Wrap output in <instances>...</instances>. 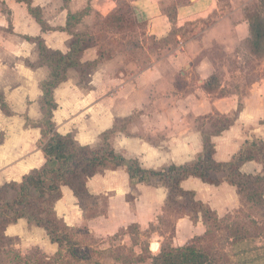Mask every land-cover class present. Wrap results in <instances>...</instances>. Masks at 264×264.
I'll return each mask as SVG.
<instances>
[{
    "label": "crops",
    "instance_id": "0c3cea01",
    "mask_svg": "<svg viewBox=\"0 0 264 264\" xmlns=\"http://www.w3.org/2000/svg\"><path fill=\"white\" fill-rule=\"evenodd\" d=\"M2 1H6L10 17L7 23L12 26L13 32L9 33L10 27H4V23L1 25L8 36L2 37L0 34V113H3V107H7L18 115V122L11 120L4 125L13 132H9L5 142L0 144V188L9 183H22L32 171L46 164L43 148L49 139L44 136L48 107L43 85L50 81L51 69L42 63L39 41L49 52L65 56L70 52L77 34L87 40L95 39V45L87 46L79 58L81 68L88 66L94 68L95 72L88 75L87 88H81L78 81L71 80L70 76L72 70L81 68H71L64 82L53 90L56 108L48 119L54 125V132L71 136L81 146L92 147L91 142L101 140L105 132L114 128L117 119L141 112L139 107L142 105L136 106L138 102L135 97L141 95L140 90L144 89L149 91L151 98L163 99L166 96L167 103L156 114L144 109L137 121L129 125L127 134L117 132L110 142L119 154L138 161L144 169L162 171L173 165L197 161L204 151V129L213 127L208 123L201 128V118L208 122L215 116L232 119L231 123L226 121V129L211 137L215 148L214 159L218 163L231 162L247 141H264V82L254 86L246 96L239 92L221 94L224 86L212 93L204 89L207 80L217 74L213 61L202 56L204 50L212 44H218L227 54H232L242 45L239 34L242 33L245 40L250 36L247 20L236 22L234 13L227 14V11L218 8L219 0H126L127 11L121 8V0H83V18L79 17L83 20V32L78 29L81 22L67 29L69 15H82V11L74 10L72 4L63 11L59 7L61 16L65 12V23L56 26L49 20L46 4H42L47 0H32V7L39 11L47 26L44 29L25 3ZM171 6L174 10H171ZM130 9L131 13H128ZM123 12L127 13V18H134L135 23L144 25L143 37L159 42L167 41L174 32L180 33L183 39L185 28L198 22L199 28L194 30L193 36L205 34V40L202 41L204 47L196 38H192L188 42H177L174 48L168 44L167 47L173 49L165 55L153 57L149 54L135 60L129 49L136 48L126 41L124 43L122 36L130 33L123 32L129 30L128 21L121 22L125 26L123 28L117 24V27L115 24L104 25L111 16H123ZM217 14L220 19L211 28L202 31V24L209 19L215 21ZM4 18L7 16L4 15ZM110 29L111 36L115 37L107 41L105 34L110 35L107 32ZM141 46L146 50L145 44L140 43L138 51ZM110 49L116 52L108 54ZM177 77L190 82L193 78L200 79L202 81L197 84H202L197 85L199 89L188 87L178 90L175 85ZM4 127L0 124L1 129ZM43 140L46 141L43 143ZM240 170L245 175L258 176L263 175L264 166L251 161ZM104 171L123 175L126 186L122 193L117 189L114 197L120 199V212L124 210L127 217H132L133 224L146 229L158 220V216L163 215L169 196L165 187L145 184L132 186L125 168ZM98 175L87 182V187ZM181 187L194 193L195 200L209 207L219 219L252 207L241 199L237 188L227 182L215 186L190 177ZM133 190L137 192V197L132 200L129 196ZM89 192L91 196H104ZM77 204L79 200L73 191L63 187L62 198L54 205V211L69 228L73 226L71 221ZM112 208L117 209L114 205ZM108 216L110 219L102 216L91 221L92 224L95 222L97 232L109 234L128 226L124 225L125 222L112 221L117 214L111 216L109 213ZM82 218L85 223L84 216ZM175 230L177 238L173 236L171 247L178 248L205 236L207 225L201 214L198 218L185 215L177 220ZM41 234L45 237L44 244L38 240ZM46 234L45 230L30 224L26 219H20L7 228L5 236L7 239L18 238L21 247L28 248L21 252L23 262L19 264H36L37 260L27 258L30 247L47 248L46 252L51 249L53 255L60 248L51 239L49 241ZM179 237H182V243ZM150 247L151 250L159 251L162 243H150ZM4 256H0V264H15V261Z\"/></svg>",
    "mask_w": 264,
    "mask_h": 264
},
{
    "label": "rangeland",
    "instance_id": "374dc122",
    "mask_svg": "<svg viewBox=\"0 0 264 264\" xmlns=\"http://www.w3.org/2000/svg\"><path fill=\"white\" fill-rule=\"evenodd\" d=\"M179 2L181 1L179 0ZM257 2L258 0H219L218 8L222 11H227V14L234 13L233 17L235 18V21L240 22L242 20H246V8L251 7ZM126 3V0H121V8L125 9V11L128 9V5ZM42 4H46L47 9L49 10V20L53 21L56 26L64 25L65 23V12L64 15L61 16V12L58 11L59 7L63 11L65 8L71 7L72 4L74 10L82 11L81 18H83V0H73V3L72 0H65V2H63V0H47L46 3ZM50 7L52 8L51 10ZM172 9L173 8L171 6V10ZM128 12L131 13V9ZM4 15L7 16L6 19L4 18ZM8 15L6 1L3 2L0 0V34L2 37L8 36V33L4 31L6 29L1 28L3 27L1 26L3 23L4 27H10L8 31L9 33L13 32L12 26H9V23H7V21H10V17ZM214 19L215 21L209 19L202 24L204 25L202 26V31L211 28L210 26H213L217 20L220 19L218 14ZM78 23H80L78 29L83 32V20L72 21V25L74 26ZM106 23H108V21H106L104 25ZM126 24L129 30H125L123 32L127 33L130 31V33H127V36L122 35L123 41L124 43L126 41L131 46L136 48L134 49L132 47L129 49L130 54L135 60L143 59L149 54L153 57L165 55L166 53H169L171 49L176 47L177 42H188L192 38H196L197 41L201 42V45L204 47L202 41L205 40L203 39L205 38V34L199 35L198 37L193 36L194 30L199 28L198 22H194L185 28L186 31L183 33V39L180 33L174 32L167 41L161 42L155 41L149 37H143L141 34H144V25L135 23L134 21H128ZM115 26L117 27V25ZM107 32H109L110 35L105 34V37L107 38L106 40L108 41L109 39L112 41L115 36H111V29ZM240 36L241 39H243H240L242 45L241 47H238L234 53L227 54L221 46L218 44H212L209 48L204 50L205 52L202 55L204 58L213 61V67L217 73L216 75L219 76L220 84L225 87L221 90V94H225L227 92H239L240 94L246 96L249 90H251L254 86L264 82V54L262 56H257L254 50L247 48L246 38H243L242 33L239 34V37ZM88 41V46L95 45L94 38ZM138 43L139 45L140 43H144L146 50L141 46V49L138 51ZM168 44H172L173 48H168ZM207 45L208 44H206V46ZM121 51H124V49H121ZM113 52L116 51L114 49H110L108 54H112ZM94 72L95 69L88 66H85L80 70H72L70 72L71 80L76 79L81 88H87L89 80L88 75L94 74ZM198 81L202 80L193 78L190 82L183 80L181 77H177L175 85L178 90H186L188 87L191 89H197V85L202 84H197ZM140 91L141 95L135 97V100L138 102L136 103L137 107L142 105L139 107L141 112H144V109H146V111H152L153 114H156L159 108H162L167 103L166 96H164L163 99L151 98L150 93H148L149 91L144 89ZM2 111L3 113H0L1 126L4 127L5 123H9L11 120H16V122H18V118L16 117L18 115L10 112L7 107H3ZM141 112L134 115L131 114L130 117L124 119H117L114 128L105 132L101 140L97 141V139H95V141L91 142L92 147L96 148L102 145L105 135H108L109 142H111L115 138L117 132L127 134L129 125L134 123V121H137V118L141 116ZM10 117L12 119H10ZM48 118L49 116L47 115L46 119ZM231 120L215 116L208 122L207 120L201 118L199 119V126L203 128L208 123L212 124L213 127L211 129H204V133L209 135L222 129L226 121L227 123H231ZM4 128H0V144L5 142L9 132H13V130L9 131L7 128ZM153 132L158 133L156 131H152V133ZM45 139H47V137H45ZM44 141L46 140H43V143ZM125 186L126 182L122 174L109 173L104 170L101 171L96 179L89 182L88 187L91 192H98L104 196H93L92 198L86 199L84 202H79V204L76 205V209L73 214L74 219L71 221L73 226L70 227L69 230L63 228L64 231L62 233L68 234L74 243V252L68 250L67 243L64 244L62 249L57 248L54 255L51 249L46 252L45 250H47V248L42 249V247H40V249H32V247H30L27 251V255L29 254L27 258L30 260L35 259L37 262L46 258L51 264H154L153 258L158 256L163 248L171 247L173 236L174 239L177 238V235L175 234V225L177 220L185 215L193 217L191 214L192 211L184 208L186 205L184 201H179L178 204L170 203L169 205H166L163 215L158 216L157 221L152 222L148 228L143 229L139 225L133 224L131 222L133 218L130 216L127 217L124 210L120 212V199H117L114 196L117 189L120 193H122ZM113 197L114 199L112 200ZM136 197L137 192L133 190L129 198L133 200ZM114 201L116 202L115 204ZM112 205H114L118 210L112 208ZM81 213L84 216L85 223L82 221L83 216ZM109 213L111 216L113 213L118 216V218L117 216H114L112 221H115L116 223L118 221L125 222L124 225L128 226L109 234H103L101 231L97 232L95 222L92 224L91 221H94L96 218L102 216L110 219L108 216ZM250 220L258 222L260 231L257 237L235 243L232 240L228 241L226 239L228 233V230L226 229L227 225L232 226L236 222H245ZM91 225H93L94 228ZM211 228L210 233L212 235L209 238L200 241L198 245L199 247H209L211 251L219 257L225 255L224 260L218 259L219 264H264L263 211L255 210L253 207H246L239 212L237 211L234 214L227 215L223 219H219V222L216 224L211 223ZM181 239L182 237H179L180 243H182ZM38 240L42 244L43 241H45L44 234H41ZM154 242L162 243V247L159 251L156 249L151 250L150 243ZM1 246L5 247L2 248L0 256L5 255L7 259L15 261V264L23 262V258H21L20 254L23 250H27L28 248L21 247V242L18 238L7 239L6 242H2Z\"/></svg>",
    "mask_w": 264,
    "mask_h": 264
},
{
    "label": "trees",
    "instance_id": "16d2710c",
    "mask_svg": "<svg viewBox=\"0 0 264 264\" xmlns=\"http://www.w3.org/2000/svg\"><path fill=\"white\" fill-rule=\"evenodd\" d=\"M25 3L31 14L38 20L44 29L46 24L42 21L39 11L32 7V0H17ZM124 11V9H123ZM124 13V12H123ZM129 13V12H128ZM113 15L107 19L108 23L117 24L123 28L122 21L132 22V17ZM81 15H69L70 29L72 21H79ZM246 20L250 27V36L246 40L247 48L256 51L257 56L264 54V0L246 8ZM88 40L83 35H75L68 55L51 53L39 41L42 63L51 69V79L43 85L45 103L48 107V116L56 108L52 92L64 82L66 73L71 68H81L80 55L88 46ZM218 75L210 77L204 85L207 92H216L220 89ZM47 130L44 136L49 137L43 148L46 164L32 171L23 182L9 183L0 188V253L2 242H6L7 228L26 219L47 233L52 243L58 244L62 249L67 243L68 250L74 252V243L68 234H63V228L69 227L60 220L54 205L62 198V188L69 187L79 202L92 198L87 182L103 170H117L125 168L132 186L138 184L163 186L168 190L167 205L185 202V209L191 210L193 217L201 214L207 225V233L203 237L195 238L183 247L163 248L161 253L153 258L154 264H219L218 259H225V255L217 256L209 247H199L198 243L209 238L212 234L211 223L219 222L217 215L205 204L195 200L192 192L185 191L181 184L190 177H196L204 183L218 186L222 182L235 186L241 199L250 204L255 210L264 212V171L263 175L252 176L241 172V167L251 161L264 166V141H247L242 150L229 163H218L214 159L215 148L211 141L213 134H218L228 127L224 124L219 131L204 136V151L197 161L171 166L162 171L144 169L138 161L130 160L119 154L105 135L103 145L99 147L81 146L71 136H63L54 132V125L50 119L45 122ZM227 240L235 242L245 241L257 237L260 227L255 220L236 222L227 225ZM48 259H42L36 264H51Z\"/></svg>",
    "mask_w": 264,
    "mask_h": 264
}]
</instances>
